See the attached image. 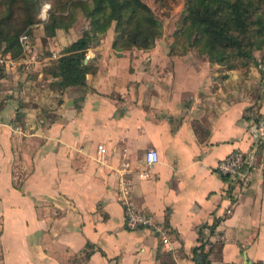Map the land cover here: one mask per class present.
<instances>
[{"label": "crops", "instance_id": "0c3cea01", "mask_svg": "<svg viewBox=\"0 0 264 264\" xmlns=\"http://www.w3.org/2000/svg\"><path fill=\"white\" fill-rule=\"evenodd\" d=\"M76 25L0 63V264H264L263 39L226 69L157 39L114 48L111 25L62 86L45 68ZM232 150L246 176L218 170Z\"/></svg>", "mask_w": 264, "mask_h": 264}, {"label": "trees", "instance_id": "16d2710c", "mask_svg": "<svg viewBox=\"0 0 264 264\" xmlns=\"http://www.w3.org/2000/svg\"><path fill=\"white\" fill-rule=\"evenodd\" d=\"M4 0H0V10ZM56 8L43 22L46 36L56 28L68 30L80 8L87 19L86 28L63 48L45 70L58 77L62 86L79 85L91 71L84 62L86 48L111 25L115 31L114 48L135 46L150 48L160 34L159 20L144 0H54ZM43 0H26L25 6H12L3 17L0 29V53L16 58L22 53L19 36L31 34V26ZM184 12L175 30L173 46L181 55L194 49L206 54L209 61L226 69L248 68L253 58V38L264 41V0H185ZM3 66H0V71ZM161 264H175L170 253L160 258ZM206 264V260H202Z\"/></svg>", "mask_w": 264, "mask_h": 264}, {"label": "rangeland", "instance_id": "374dc122", "mask_svg": "<svg viewBox=\"0 0 264 264\" xmlns=\"http://www.w3.org/2000/svg\"><path fill=\"white\" fill-rule=\"evenodd\" d=\"M70 1L76 2L77 0H70ZM144 1L152 8L160 23V34L156 38L157 39L156 43L162 45L168 44V46L172 45L175 30L179 26L180 20L184 12L185 0H144ZM3 2H4L3 8L0 10V29L5 24L2 19L8 12V9L12 6L15 7L25 6L26 0H4ZM45 3H49V8L47 12V14L49 15L50 12L56 8L57 3L56 1L54 2V0H43L40 8H42V6ZM38 13L35 17V22L31 26V34L28 33L30 39L28 45H30L31 41L33 40L34 44L40 46L46 43L47 40L45 38L46 35L44 34V30H43V22H45L47 19L41 22L40 21L41 19H39L38 17ZM75 15L76 17L72 22V24L75 23L77 25L76 27H72L68 35H65V37L63 36L62 42L68 43L70 40L76 37V33L78 32L81 26L87 25V19L84 17V14L79 7L75 9Z\"/></svg>", "mask_w": 264, "mask_h": 264}, {"label": "built area", "instance_id": "2783aa9c", "mask_svg": "<svg viewBox=\"0 0 264 264\" xmlns=\"http://www.w3.org/2000/svg\"><path fill=\"white\" fill-rule=\"evenodd\" d=\"M49 8V3H45L42 8H40V12L38 13L40 21L43 22L47 19V12ZM19 41L23 48L28 46L30 41L29 35L27 32H23L19 36ZM14 61L9 55L1 54L0 53V63L4 62L5 60ZM257 131L259 134H263V124H260L257 127ZM101 145H99V148ZM145 159L148 164H152L157 160V152L154 148L150 147L146 149L145 152ZM250 160V157H246L241 151L239 150H232L230 151L224 158H222L218 164V170L225 175H239V176H246L248 173L247 164ZM125 218L126 223L131 226L135 227L139 224H147L150 223V219L140 211L136 210L135 208L131 207L130 203L126 201V211H125ZM156 230L161 232L164 239H166L165 231L160 227L156 226Z\"/></svg>", "mask_w": 264, "mask_h": 264}, {"label": "water", "instance_id": "95a60500", "mask_svg": "<svg viewBox=\"0 0 264 264\" xmlns=\"http://www.w3.org/2000/svg\"><path fill=\"white\" fill-rule=\"evenodd\" d=\"M87 57L84 58V61H86Z\"/></svg>", "mask_w": 264, "mask_h": 264}]
</instances>
